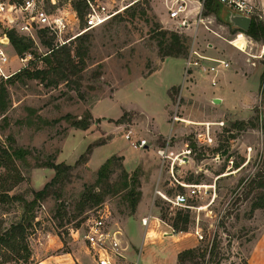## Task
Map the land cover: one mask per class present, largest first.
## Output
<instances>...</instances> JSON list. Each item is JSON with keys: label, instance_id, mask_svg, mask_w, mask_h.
<instances>
[{"label": "rangeland", "instance_id": "1", "mask_svg": "<svg viewBox=\"0 0 264 264\" xmlns=\"http://www.w3.org/2000/svg\"><path fill=\"white\" fill-rule=\"evenodd\" d=\"M75 1L38 0L49 13H65L68 25L62 37L68 45L75 48L84 41L89 49L79 84L7 81L15 73L0 77L7 88V107L0 108V152L10 145L30 151L24 160L0 168L5 192L20 198L0 202V234L22 219L24 200H33L35 192L53 179L56 171L48 162L72 166L28 213L31 225L23 243L30 258L25 259L23 249L19 256L5 246L0 254L9 261L34 264H96L83 234L94 219L105 215L109 227L122 229L126 255L133 261L126 256L120 264H175L180 244L170 236L144 238L142 225L143 216L151 211L170 225L181 209L154 197L159 178V188L166 193L188 191L172 176L174 167L179 181L209 187L206 195L193 201L197 209L190 211L189 232L200 248L212 242L216 248L195 260L199 264H264V208L252 206L257 196H264V41L224 22L219 16L223 9L218 14L208 12L204 0H186L182 13L190 23L186 27L170 17L174 0H91L104 2L110 9L124 6L111 20L91 29L86 27L88 1L81 0L86 2L82 13L75 9ZM38 26L34 23L38 32L34 46L25 53L31 58L26 66L11 62V71L35 66L48 51ZM161 30L178 33L185 40V53L164 55L159 41L169 42L171 35L161 37ZM192 45L207 56L230 62L219 73L217 85L199 68L185 73ZM175 116L180 119L174 122ZM81 118H87V129L73 125ZM141 138L147 140V147L133 146ZM193 143L195 150L190 148ZM168 147L170 157L163 166L158 151ZM180 147L185 151L179 153ZM109 158H114L109 176L99 182V169ZM15 172L22 177L18 183L12 177ZM132 186L141 192L134 213L125 196ZM92 188L104 193L100 203L85 199ZM197 229L203 239L196 235Z\"/></svg>", "mask_w": 264, "mask_h": 264}, {"label": "built area", "instance_id": "2", "mask_svg": "<svg viewBox=\"0 0 264 264\" xmlns=\"http://www.w3.org/2000/svg\"><path fill=\"white\" fill-rule=\"evenodd\" d=\"M51 3L56 4L58 0H50ZM90 5L86 16L87 29L96 28L111 20L117 13H119L124 6L117 9H110L104 2L95 3L87 0ZM221 5H227L230 8L252 17L258 15L260 19L264 20V2L258 3L251 0H219ZM186 0H174L170 17L173 19H180L181 26H189L187 17L182 16L186 11ZM204 21L200 14L199 22ZM34 23L38 24L39 29H47L49 34L56 36V45H63L67 41L63 39V33L67 29V18L65 13H49L38 2V0H0V77L8 78L12 73H16L25 65L31 58L30 54L19 55L16 53L9 35L10 30H16L19 34L25 35L36 40L38 32L35 30ZM86 29V30H87ZM59 38L58 40L56 38ZM12 52H14L12 54ZM264 55V46L261 56ZM18 61L22 66L11 71L10 63ZM230 67V62L224 58L210 57L197 50L195 45H192L188 58L185 64V73L188 75L189 71L194 68H199L211 78L213 86L218 84L219 73ZM11 71V72H10ZM180 119L178 116L174 117V122ZM130 139V136H127ZM208 141L212 142V138L208 137ZM148 142L145 138L138 139L133 143V146L145 148ZM162 156V165L169 155L166 150L158 151ZM170 172L176 182L188 189L187 192L178 191L174 194H169L159 188V182L154 190V197L160 196L173 207L197 209L196 205L191 204V200L202 198L209 190L205 184L191 183L187 184L179 181L174 175V167H171ZM215 191V186H210ZM105 215L94 219L83 234L84 241L87 244L90 255L96 261V264H120L121 260L126 258V244L124 242V233L120 228L109 227L104 219ZM151 213H148L142 218V225L147 227L149 225ZM173 228V227H172ZM79 229L74 230L77 232ZM173 231L175 229L173 228ZM172 233L165 232L164 235ZM196 235L203 239V235L196 230ZM82 236V235H81ZM0 264H34L28 263L22 259L9 261L0 254Z\"/></svg>", "mask_w": 264, "mask_h": 264}, {"label": "trees", "instance_id": "3", "mask_svg": "<svg viewBox=\"0 0 264 264\" xmlns=\"http://www.w3.org/2000/svg\"><path fill=\"white\" fill-rule=\"evenodd\" d=\"M21 2L22 0H16ZM75 9L82 13L86 7V2L77 0L74 2ZM221 8V3L219 0H204V9L208 12H215L218 14ZM207 12V14H208ZM145 11L142 12L144 14ZM252 23L249 31L246 33L251 36L255 40H263L264 41V21L260 20L257 16L252 17ZM242 31V30H241ZM40 38L42 43L47 46L49 49L45 54L39 56L41 59L40 62L42 65L40 66L37 63L35 66L26 67L15 73L14 78L11 76L7 81H14L16 79H38L41 82H46L47 85H57L60 81L65 80L67 83L74 82L79 84L80 79L82 78L83 72L86 68L87 64V55H88V47L84 44V41L73 48L68 43L64 45H56L54 42L55 36L49 34L47 29H40ZM168 33L171 35V40L166 42L161 39L159 41V46L161 52L166 56H180L186 51L185 40L181 39V36L178 33L169 32L166 30H161V37H165ZM10 39L12 45L19 55H25L27 51H30L34 46V40L25 35L19 34L16 30L9 31ZM79 37V36H77ZM76 37V38H77ZM75 78V79H74ZM264 81V71L261 75V82ZM7 107V88L5 83L1 81L0 83V108L5 109ZM237 123L242 124L241 121ZM73 125L81 128L87 129L89 126V122L87 118H81L79 120L73 121ZM197 144L193 143L190 148L195 150ZM91 152V147L88 149L87 154ZM30 153L28 149L22 147H12V145L7 148L4 147L0 152V168H9L10 164H13L16 159L24 160L26 155ZM227 153V151H225ZM86 156V155H84ZM81 157V159L84 158ZM114 158H109L99 169V178L98 181L102 182L109 176V171L113 165ZM80 162V160H79ZM48 167L53 168L56 171L53 179L47 183L43 189L35 192V197L31 201L24 200L25 212L22 216V219L18 222L13 223L5 232L0 234V247L5 246L11 248L17 255L20 256L21 249L26 251L25 259L28 260L30 258V250L27 245L23 243L25 231L30 226V221L32 216H29L35 204L40 199H44L48 195V190L52 184L56 182L62 181V179L67 175L69 170L72 169L71 165L65 164L64 162L55 163L50 161L46 164ZM239 167V165H238ZM15 168L14 170H16ZM14 180L18 183L21 181L22 177L19 173H14L12 176ZM128 178V175L126 174ZM2 178L4 176H0V202L10 200V199H20L18 197L10 196L5 192L8 190L6 188V184L2 182ZM126 180V179H125ZM134 181H137L136 179ZM189 183H193L188 180ZM14 185V184H12ZM123 185L128 187L129 184L127 181H124ZM4 188V189H3ZM182 189V187H181ZM4 191V192H3ZM126 199H128L131 203L132 213L136 211V207L138 202L140 201L141 192L136 190V186H132L129 191L125 194ZM85 199L94 201L95 203H100L104 198V193L102 192H94V189H89L87 193H85ZM194 200H191V204ZM253 209L264 208V196H257L256 200L252 204ZM207 207V206H204ZM203 207V208H204ZM186 211V212H185ZM190 208H181L179 209L175 216L173 217L172 223L170 225L177 232H189V227L192 222V216L190 214ZM29 213V214H28ZM31 215V214H30ZM165 220L164 217H162ZM21 241V242H20ZM23 243V244H22ZM216 243L208 246L207 248H200L199 246L194 248H189L181 251L178 254L177 264H186L188 261H195L196 264H199V261L195 260L198 257L205 258L206 254L212 253L216 248ZM19 260V259H16Z\"/></svg>", "mask_w": 264, "mask_h": 264}, {"label": "crops", "instance_id": "4", "mask_svg": "<svg viewBox=\"0 0 264 264\" xmlns=\"http://www.w3.org/2000/svg\"><path fill=\"white\" fill-rule=\"evenodd\" d=\"M251 1H255L258 3H262L264 2V0H251ZM180 59V58H178ZM167 100L165 101L164 105H167ZM166 111V109H164ZM171 149V147H168L166 150V154L169 155V150ZM181 150V151H180ZM179 153L185 151L184 147H180L178 149ZM183 155V154H182ZM174 158V157H173ZM166 162V161H165ZM161 177V176H160ZM161 178H159V180H157L158 182L160 181ZM157 182V183H158ZM191 184V183H188ZM143 196H145V194H143ZM145 198V197H144ZM145 199H143V201H141V204L139 206V208L143 207ZM152 214V217L150 219L149 225L147 227H145L144 231H145V237L148 236V238H155V237H160L161 239H163L162 237H173V239H175L174 241L176 243H179L180 245L177 247L176 251H175V258H176V262L175 264H177L178 261V254L185 250V249H189V248H194L197 247L199 244V240L197 238H195V236L193 235V233L191 232H180V234L177 231H173V228L171 225L167 224L166 222L162 221L158 216H156L155 214H153V212H150ZM146 216V215H144ZM143 216V217H144ZM162 224H164L165 226H162ZM163 229V230H162ZM165 229V230H164ZM165 232H169L172 234H169L167 236H165ZM155 233V234H154ZM186 238H193L192 240H188L186 242ZM184 242V245H183ZM127 256V255H126ZM127 259H129L130 262L133 263L132 259L129 258V256H127ZM44 261H42L40 264H43ZM70 264V263H69ZM135 264V263H134Z\"/></svg>", "mask_w": 264, "mask_h": 264}, {"label": "water", "instance_id": "5", "mask_svg": "<svg viewBox=\"0 0 264 264\" xmlns=\"http://www.w3.org/2000/svg\"><path fill=\"white\" fill-rule=\"evenodd\" d=\"M221 10L219 16L224 22L244 32L249 31L253 19L251 15L242 14L232 8L224 6L223 4ZM220 100L221 99L219 98L215 99L216 102H219Z\"/></svg>", "mask_w": 264, "mask_h": 264}]
</instances>
